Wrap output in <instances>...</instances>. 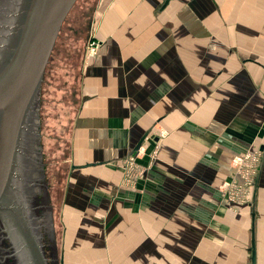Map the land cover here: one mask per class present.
I'll list each match as a JSON object with an SVG mask.
<instances>
[{"label":"crops","instance_id":"crops-1","mask_svg":"<svg viewBox=\"0 0 264 264\" xmlns=\"http://www.w3.org/2000/svg\"><path fill=\"white\" fill-rule=\"evenodd\" d=\"M162 2H99L100 47L68 109L63 219L89 264H264V0ZM155 145L154 167L121 186L122 162L148 164ZM257 148L251 202L233 213L221 186Z\"/></svg>","mask_w":264,"mask_h":264},{"label":"water","instance_id":"water-1","mask_svg":"<svg viewBox=\"0 0 264 264\" xmlns=\"http://www.w3.org/2000/svg\"><path fill=\"white\" fill-rule=\"evenodd\" d=\"M169 1L163 0L158 11ZM76 2L0 0V218L12 224L11 218L19 215L21 203L15 192L19 179L23 195L36 198L31 211L32 244L22 238L23 224L18 225L19 233L15 226L12 231L9 227L7 230L13 239L17 238L14 248L18 256L29 264H57L54 224L42 164L39 107L46 67L62 25ZM10 223L6 220V224Z\"/></svg>","mask_w":264,"mask_h":264},{"label":"rangeland","instance_id":"rangeland-1","mask_svg":"<svg viewBox=\"0 0 264 264\" xmlns=\"http://www.w3.org/2000/svg\"><path fill=\"white\" fill-rule=\"evenodd\" d=\"M227 1L231 4L234 3V0ZM99 2L100 0H77L66 17L60 35L56 40L41 87L39 107L41 154L54 224L57 264H89L91 261L97 262V256L90 254L93 248L85 247L82 249V240L74 237L80 230V224H76L74 219L67 224L63 219V208L61 206L64 196V182L68 178L69 170H71L67 162L68 149L70 148L68 133L66 132L69 116L68 109L75 100L76 79L77 77L79 78L80 62L83 54L88 57L90 43L95 41L96 45V42H98L96 39L89 37L88 32L95 25L99 15ZM211 8L212 23H217L218 6L211 4ZM231 10L230 15L234 17V9ZM233 158L231 159V173L226 181H229L232 177L234 169ZM157 160L158 154L152 161V167H154V163ZM150 161L149 157L148 162ZM118 183L120 184L121 181ZM251 193L252 189L244 200V198L239 199L230 190H225L224 192L221 190L225 205L233 213H238L242 206L247 205V200ZM151 225L152 227L149 231L158 230V223H152ZM147 244L149 246H158V239L148 240ZM62 260L64 261L62 262ZM149 261L148 259V264ZM100 262L101 264H107V261L104 260Z\"/></svg>","mask_w":264,"mask_h":264},{"label":"built area","instance_id":"built-area-1","mask_svg":"<svg viewBox=\"0 0 264 264\" xmlns=\"http://www.w3.org/2000/svg\"><path fill=\"white\" fill-rule=\"evenodd\" d=\"M92 41L89 46L88 57H93L97 54L99 49V42H96V45ZM167 135L165 130H161L160 137L163 138ZM141 148V147H139ZM158 154V146L155 145L153 151L151 152L150 159L151 161L148 164L144 165L139 163L134 157H127L123 161L122 177H121V186L132 187L138 179L143 178L149 172L152 167V161L155 159ZM243 154V155H241ZM240 155H237L233 158V172L232 177L229 181H225L221 190H230L233 194H236L239 199L248 197L250 190L253 191V186L255 179L259 172L260 162H261V152L256 149L246 150ZM252 198V193L247 204H250ZM226 199V198H225ZM229 202H231L228 199Z\"/></svg>","mask_w":264,"mask_h":264},{"label":"flooded vegetation","instance_id":"flooded-vegetation-1","mask_svg":"<svg viewBox=\"0 0 264 264\" xmlns=\"http://www.w3.org/2000/svg\"><path fill=\"white\" fill-rule=\"evenodd\" d=\"M62 27H63V25H62ZM61 30H62V28H61ZM61 30H60V32H61ZM59 35H60V33H59ZM18 182L21 183L19 179L17 181V185L15 186V192H16V197H17L19 204L21 203L20 204L21 206H18V210H17L19 215L17 216L16 219H15V217L11 218L13 220L12 224L10 223V220H8V219H6V218L1 219L0 218V264H29L28 260L26 262L23 258H20L18 256L16 248H14L15 243L17 241V238L14 237V239H13V236L12 237L10 236V232L12 231V227L15 226L16 230L19 233V229H20L19 226L21 224H23L24 229H23V226L21 229V231H22L21 234L23 235L22 238L25 237L26 241L29 243V245L32 244L31 232H33L32 218L34 217V215L31 214V211H32V207L36 203V198L35 197H32V199L26 198V196H24L22 193V190L24 187L19 188ZM35 184H36V182H35ZM35 184H34V186H35ZM38 185L39 184L37 183V185L35 187H38ZM41 188L43 190L44 187L42 186ZM6 220L10 224H6ZM8 227L11 230L10 232L7 230ZM26 241L24 240L23 242H26ZM44 251H45L44 256L46 258L47 257L46 249H44ZM47 259H49V258L47 257L46 260Z\"/></svg>","mask_w":264,"mask_h":264}]
</instances>
